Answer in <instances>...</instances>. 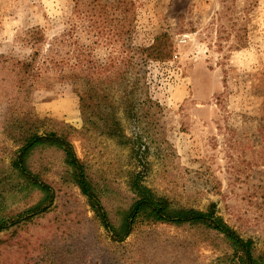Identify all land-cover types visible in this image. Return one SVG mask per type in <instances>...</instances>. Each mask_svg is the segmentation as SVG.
Here are the masks:
<instances>
[{"label":"rangeland","instance_id":"1","mask_svg":"<svg viewBox=\"0 0 264 264\" xmlns=\"http://www.w3.org/2000/svg\"><path fill=\"white\" fill-rule=\"evenodd\" d=\"M127 1L134 6L128 37L117 36L123 16L112 8L102 32L91 18L76 34L91 52L85 117L79 86L59 80L56 69L19 97L0 81V212L15 216L39 200L12 193L20 133L13 126L31 110L47 122L41 133L76 130L75 152L115 223L134 202L131 178L142 174L176 208L215 207L264 254V0ZM73 7V0H0V63L2 55L30 61L39 51L38 65L56 52ZM158 40L172 45L165 62L142 51ZM31 163L55 201L48 213L0 234L7 242L0 264H235L223 236L197 227L144 223L114 242L60 152H37Z\"/></svg>","mask_w":264,"mask_h":264},{"label":"trees","instance_id":"2","mask_svg":"<svg viewBox=\"0 0 264 264\" xmlns=\"http://www.w3.org/2000/svg\"><path fill=\"white\" fill-rule=\"evenodd\" d=\"M73 2V17L68 22L70 30L67 31L68 28L56 36V52L55 48L50 49L38 65L39 51L33 54L30 61L2 55L0 71L6 75L0 78V81L6 82L19 97V94H22L25 89L37 87V83L45 73L56 69V77L59 80L69 81L79 86L75 92L80 97L81 110L85 117L91 91L90 88H87L89 80L85 64L89 63L91 52L88 50L89 47L81 42L79 37H76L80 35L76 34L80 29L84 31L90 27L91 18L95 19L91 27L94 26L102 32L106 27V20L109 18L108 8H112L116 11L120 10L119 12L123 16L121 26L123 34L117 35L123 40L130 34L129 29L134 20V6L131 1L127 0L119 2L120 5L118 4L117 8L107 5L103 0H73ZM37 35L39 33L35 34L36 37ZM111 38H114V35ZM73 46L76 48L71 49ZM142 51L147 54L148 58L156 61L165 62L173 56L172 45L160 40ZM73 58L76 62L73 61ZM17 97L12 99L10 96V100L15 101ZM25 116L24 123L20 120L13 126V128H19L20 133L15 137L18 149L11 164L12 170L15 172L12 179L14 182L12 193L18 196L26 194L28 197L37 194L39 200L15 216H7V213L0 212V234L11 228L20 229L21 225L24 226L38 215L50 211L55 201V190L45 181L42 170L33 168L31 159L37 152L55 150L62 154L63 164L68 171L70 181L86 197L95 219L112 235L114 242H124L135 232L139 224L191 226L223 236L234 251L235 264H264V254L258 253L254 242L243 239L220 216H217L215 207L210 208L207 212L176 208L169 199L158 196L146 186L142 174H136L131 178L129 187L135 195L134 202L127 210L119 211V222L115 223L102 203L100 190L91 178L88 165L75 152L72 136L76 130L69 127L60 132L51 130L41 133L42 125H46L47 122L36 119L31 110ZM37 124L41 126L37 127ZM4 243H7L4 242V237H0V245Z\"/></svg>","mask_w":264,"mask_h":264}]
</instances>
